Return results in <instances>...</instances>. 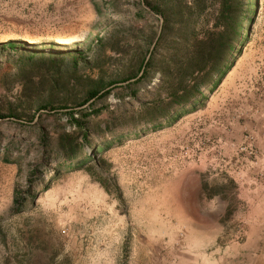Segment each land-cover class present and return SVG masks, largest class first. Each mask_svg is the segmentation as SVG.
Listing matches in <instances>:
<instances>
[{"label":"rangeland","instance_id":"1","mask_svg":"<svg viewBox=\"0 0 264 264\" xmlns=\"http://www.w3.org/2000/svg\"><path fill=\"white\" fill-rule=\"evenodd\" d=\"M153 6L0 0V264H264V0L177 115Z\"/></svg>","mask_w":264,"mask_h":264},{"label":"trees","instance_id":"2","mask_svg":"<svg viewBox=\"0 0 264 264\" xmlns=\"http://www.w3.org/2000/svg\"><path fill=\"white\" fill-rule=\"evenodd\" d=\"M152 9L162 18L156 44L171 42L177 55L182 52L183 46H193L189 58H184L180 65L174 64V75L166 67L161 71L159 84L168 83L170 86L168 109L174 110L177 115L187 108H195L203 98L202 87L209 85L215 75L224 70L230 54L239 44L242 22L248 17V12L243 11L242 0H154ZM197 26L208 29L198 37L193 31ZM2 46L10 50L15 48L13 42ZM150 63V57L146 61L145 58L141 60L139 69L142 68V73L138 80L144 77ZM98 93V90H93L90 99ZM77 112L87 117L97 114L99 109L88 106ZM75 122L80 129L83 128L80 122ZM68 143L69 140H63L59 146L65 148ZM71 148L70 155L75 156V148Z\"/></svg>","mask_w":264,"mask_h":264},{"label":"water","instance_id":"3","mask_svg":"<svg viewBox=\"0 0 264 264\" xmlns=\"http://www.w3.org/2000/svg\"><path fill=\"white\" fill-rule=\"evenodd\" d=\"M156 16H157V18L159 19V22H161V21H162V18H161V16H159V15H156ZM158 32H159V30H158ZM147 58H148V55H147V57H146L145 61L147 60ZM141 73H142V68H141L140 72L138 73V76H140V75H141ZM138 76H137V77H138ZM137 77H135V78H133V79H129V80L125 81L124 83L131 82V81L135 80Z\"/></svg>","mask_w":264,"mask_h":264}]
</instances>
